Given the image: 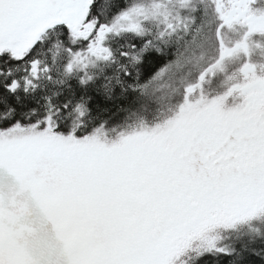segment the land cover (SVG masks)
Masks as SVG:
<instances>
[{"label":"snow or ice","instance_id":"6c2138e0","mask_svg":"<svg viewBox=\"0 0 264 264\" xmlns=\"http://www.w3.org/2000/svg\"><path fill=\"white\" fill-rule=\"evenodd\" d=\"M131 2L0 0V264H264V78L221 21L241 103L186 86L147 123L152 83L191 68ZM238 225L257 227L212 235Z\"/></svg>","mask_w":264,"mask_h":264},{"label":"flooded vegetation","instance_id":"af4514ba","mask_svg":"<svg viewBox=\"0 0 264 264\" xmlns=\"http://www.w3.org/2000/svg\"><path fill=\"white\" fill-rule=\"evenodd\" d=\"M153 2L163 4L154 14L165 23L156 26L155 20L149 18V35L153 36L154 42L158 35L164 33L167 34V40L170 38L169 27L173 22L174 27L179 26V30L189 37L185 42L191 47L184 46V57H218L215 30L224 21L226 46L231 49L236 44H245L251 54L249 63L255 66L257 78H264V0H152ZM176 5L177 11H173ZM196 9L200 10L198 16L193 14ZM170 13L173 14L172 18L167 21ZM194 46L197 48L194 49ZM233 57L244 55L236 51L222 61Z\"/></svg>","mask_w":264,"mask_h":264},{"label":"trees","instance_id":"16d2710c","mask_svg":"<svg viewBox=\"0 0 264 264\" xmlns=\"http://www.w3.org/2000/svg\"><path fill=\"white\" fill-rule=\"evenodd\" d=\"M136 0H132L129 9L134 8ZM177 6L173 8V11H177ZM173 26V22L171 23ZM176 28V27H175ZM179 30L176 28V30ZM145 34L149 35L150 31L148 27L144 28ZM172 29L170 34L172 33ZM170 40V38H169ZM168 41V40H167ZM184 60V63L191 68V71H185L182 77H179V82L173 84V88L164 92L162 95L159 92V83H152L150 91H152L155 102L159 105L156 112L152 114L151 119L146 122L149 124H155L168 119L174 111V105H170V98L173 94H180V90L186 86H196L198 92L206 99L219 98L221 96L227 99V106L232 107L241 103L239 97L231 90L237 88L241 84L240 67L244 63V57H233L231 60L218 65V57H180ZM215 65L208 73L207 79L203 81V88L200 89L196 77L209 66ZM218 65V66H217ZM169 72L165 79L171 76ZM230 97V98H229ZM195 98V97H194ZM145 122L143 115L139 117H133L131 123L133 125H139ZM242 153H237L235 158H241ZM256 225H248L247 227L238 225L232 231H224L222 228L213 232L212 235L218 242L229 240V238H235L238 234L247 231L253 233ZM264 227V225H261ZM177 264H196V257L194 254H185L181 259L177 261Z\"/></svg>","mask_w":264,"mask_h":264},{"label":"rangeland","instance_id":"374dc122","mask_svg":"<svg viewBox=\"0 0 264 264\" xmlns=\"http://www.w3.org/2000/svg\"><path fill=\"white\" fill-rule=\"evenodd\" d=\"M136 3L137 5L134 6V10L137 11L138 15L135 17V19L137 22L141 23L143 28L146 29L149 26L148 21H149V18L151 17H152L151 20H155L156 26H162L161 24L165 25V23L161 19L156 18L154 14V13H157L158 10L163 7V4H159L157 2L152 3V0H137ZM171 11H172V8H171ZM172 15L173 14L170 13V17L167 19V21H169V19L172 18ZM169 28L172 29L173 32L170 34V40L168 39V43L174 44L176 46L177 51L179 53V57H184V55L182 54L184 50V46H186V48L191 47V45H188L185 42V37L187 35L178 29L176 30V28L172 26L171 24ZM196 48L197 46H194V49ZM198 53L200 54V51H198ZM226 61H228V58L224 61H218V65H221L225 63ZM165 82L171 84L172 87L163 88L162 91H159L162 95H164V92L171 90L173 88L174 83L179 82V77H174L173 75H171L167 79H165ZM160 87L161 85L159 86V88Z\"/></svg>","mask_w":264,"mask_h":264},{"label":"water","instance_id":"95a60500","mask_svg":"<svg viewBox=\"0 0 264 264\" xmlns=\"http://www.w3.org/2000/svg\"><path fill=\"white\" fill-rule=\"evenodd\" d=\"M165 1H172V0H165Z\"/></svg>","mask_w":264,"mask_h":264}]
</instances>
